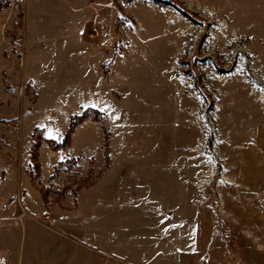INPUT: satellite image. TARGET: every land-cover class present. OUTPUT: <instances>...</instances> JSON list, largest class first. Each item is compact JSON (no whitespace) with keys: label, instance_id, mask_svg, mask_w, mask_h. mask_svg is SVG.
Masks as SVG:
<instances>
[{"label":"rangeland","instance_id":"rangeland-1","mask_svg":"<svg viewBox=\"0 0 264 264\" xmlns=\"http://www.w3.org/2000/svg\"><path fill=\"white\" fill-rule=\"evenodd\" d=\"M0 46V184L33 186L0 226L67 264H264V0H0Z\"/></svg>","mask_w":264,"mask_h":264},{"label":"crops","instance_id":"crops-1","mask_svg":"<svg viewBox=\"0 0 264 264\" xmlns=\"http://www.w3.org/2000/svg\"><path fill=\"white\" fill-rule=\"evenodd\" d=\"M33 1L35 3L40 2V0H33ZM36 16L38 17L39 14H37ZM23 27H24L23 29L24 36L21 39L22 46L21 48H19L18 46L19 52L21 54V62H19L20 65L25 62L22 61L23 60L22 58L26 59L27 55L29 54L36 55L39 52L41 53L43 52V49L41 48L40 44L45 39V36L43 35L41 36L38 34V30H36L35 25L32 21V12L28 6L25 8ZM13 55H15V53H13ZM15 58H16L15 60V65H16L18 56H16ZM15 67L17 69V66ZM34 77L35 76L30 77L29 75V77L25 79L26 80L33 79L36 85L39 87L38 89L42 90L41 81H39ZM29 117L30 114H25L23 116L22 122H25V120L29 119ZM14 136L16 137L17 133L10 134V137H14ZM22 138L25 139L26 137H24L23 135L21 136V139ZM20 171L23 173L25 183L29 187H33L32 183L30 182V178L27 176L25 166L18 167L16 165H13L5 168L4 172L6 173V175L4 179L1 180L2 182L0 184L1 185L0 186V216H5L6 214L16 215L18 212L19 204L16 203L14 196H11V194L17 189L18 183L20 182L21 179V177L19 176ZM37 201L35 200L29 201L28 207H26L24 204H21V208L23 209V212L27 213L32 218H38L41 214V206L40 204H38ZM112 218L113 217L111 215V219ZM30 222L28 220L24 222L21 229H19L18 226L17 225L15 226L14 224L8 226L7 225L0 226V264H31V262L35 261V257H32L31 255L32 253L41 254V256L38 258L41 261V264H67L64 263L63 260H60L61 257L58 256V254H56V252L61 253L60 250H57V247L51 248L50 246L41 245L38 244L36 240L34 241L33 245L28 247L27 223ZM31 223H34L36 225L40 224L36 222H31ZM38 227H39L38 230L36 232H33L34 239L36 235L40 232L41 227L40 226ZM111 235L113 236V233H111ZM51 252L53 253L52 256H51Z\"/></svg>","mask_w":264,"mask_h":264},{"label":"built area","instance_id":"built-area-1","mask_svg":"<svg viewBox=\"0 0 264 264\" xmlns=\"http://www.w3.org/2000/svg\"><path fill=\"white\" fill-rule=\"evenodd\" d=\"M0 48H1V46H0ZM50 217H51V214L49 211H47V218H50Z\"/></svg>","mask_w":264,"mask_h":264},{"label":"trees","instance_id":"trees-1","mask_svg":"<svg viewBox=\"0 0 264 264\" xmlns=\"http://www.w3.org/2000/svg\"><path fill=\"white\" fill-rule=\"evenodd\" d=\"M69 135V134H68ZM68 135H67V137H68Z\"/></svg>","mask_w":264,"mask_h":264}]
</instances>
